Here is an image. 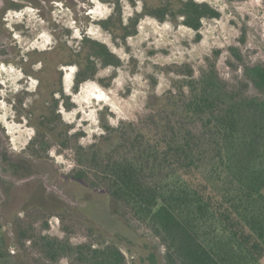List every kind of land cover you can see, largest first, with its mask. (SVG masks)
I'll return each instance as SVG.
<instances>
[{
  "label": "trees",
  "instance_id": "obj_1",
  "mask_svg": "<svg viewBox=\"0 0 264 264\" xmlns=\"http://www.w3.org/2000/svg\"><path fill=\"white\" fill-rule=\"evenodd\" d=\"M219 15L205 1L142 0L141 11L126 22L118 5L97 24L124 42L137 32L139 19L150 16L188 27L198 38L202 21ZM229 54L227 65L241 70L232 83L219 75L216 55L206 58L197 76L187 63L168 67L177 76L172 88L149 95L137 121L103 123V133L89 145L77 143L79 132L68 133L55 99L32 121L34 152L45 153L52 144L70 147L72 179L103 187L111 215L144 223L163 247L162 264H259L264 256V61L245 63L236 46ZM67 56L76 66L73 90L94 78L97 65L121 64L104 43L85 36ZM39 197L25 210L49 214L56 203L41 192ZM32 216L14 221L12 237L0 220V264H57L61 258L127 264L117 242L73 244L68 235L35 232ZM46 226L44 221L41 229ZM148 259L160 264L156 253Z\"/></svg>",
  "mask_w": 264,
  "mask_h": 264
},
{
  "label": "rangeland",
  "instance_id": "obj_2",
  "mask_svg": "<svg viewBox=\"0 0 264 264\" xmlns=\"http://www.w3.org/2000/svg\"><path fill=\"white\" fill-rule=\"evenodd\" d=\"M5 1L0 0V10ZM196 1L208 2L220 13L218 18L202 21L198 38L181 24L143 16L137 32L124 42L114 40L97 21L119 5L126 22L141 11L142 0H18L15 3L21 7L5 11L6 20L0 18V171L16 174L18 179L14 185L6 178L0 182V220L9 237L15 220L33 214L29 219L35 232L68 235L73 244L113 240L127 264H150L152 252L162 264L163 247L144 223L111 215L103 187L91 188L72 179L75 159L70 147L52 144L47 152L37 154L29 142L36 133L34 116L52 99L58 101L57 114L69 126L68 133L79 132L77 143L86 146L103 133V123L116 126L143 116L149 95L172 88L177 76L167 72L168 67L187 63L197 76L206 58L216 55L219 75L232 83L241 70L226 63L233 59L230 46L238 48L245 63L264 61L262 0ZM84 36L104 43L121 64L97 65L94 78L73 90L76 66L67 62L68 49L77 50ZM31 176L40 177L47 189L41 190L42 195L56 203L49 214L25 210L32 190L33 199L40 196L35 182L23 184ZM19 185L23 187L15 192ZM52 191L65 200V208L57 205ZM261 193L264 196V188ZM44 221L47 226L41 229ZM9 244L14 249L13 240ZM57 264H68V260L61 258Z\"/></svg>",
  "mask_w": 264,
  "mask_h": 264
},
{
  "label": "flooded vegetation",
  "instance_id": "obj_3",
  "mask_svg": "<svg viewBox=\"0 0 264 264\" xmlns=\"http://www.w3.org/2000/svg\"><path fill=\"white\" fill-rule=\"evenodd\" d=\"M18 0H6L5 1V3L3 4V8L0 10V18H1V20H6V17H4V13H5V11H7V10H9V9H15V8H19V7H21V4H18V3H15V2H17ZM19 1H23L24 2V0H19ZM16 169H17V171L19 170L17 167H16ZM16 171V172H17ZM15 172V173H16ZM31 174V173H30ZM33 174V173H32ZM2 178H6L7 179V182H9L10 184H12V183H14V181L15 180H18L17 179V175L16 174H9V173H6V172H2V171H0V182L2 181ZM33 182H35V185L38 187V193H39V195H40V192H41V190H47L46 189V187L44 186V184H43V181L40 179V177H38V176H31V178H29V179H27V180H24L23 181V184H30V183H33ZM36 182H38V183H36ZM12 185H14V184H12ZM20 186V187H19ZM17 188H14V191L15 192H20V188H22L23 187V185H19ZM2 189H3V187H2ZM4 190H5V187H4ZM33 191H35V190H32L31 192H30V194H29V196L27 197V200H29V199H33L30 195H31V193L33 192ZM37 192V191H36ZM50 193H52V194H55L56 196H57V198H59L60 200H62L63 202H65V200L64 199H62V198H60L54 191H52V192H50ZM40 197L38 196V198H36V199H33V200H35V201H38V199H39Z\"/></svg>",
  "mask_w": 264,
  "mask_h": 264
},
{
  "label": "crops",
  "instance_id": "obj_4",
  "mask_svg": "<svg viewBox=\"0 0 264 264\" xmlns=\"http://www.w3.org/2000/svg\"><path fill=\"white\" fill-rule=\"evenodd\" d=\"M259 264H264V256L261 258Z\"/></svg>",
  "mask_w": 264,
  "mask_h": 264
},
{
  "label": "water",
  "instance_id": "obj_5",
  "mask_svg": "<svg viewBox=\"0 0 264 264\" xmlns=\"http://www.w3.org/2000/svg\"><path fill=\"white\" fill-rule=\"evenodd\" d=\"M48 187V186H47ZM50 187V186H49ZM50 188H52V189H54L57 193H59L55 188H53V187H50Z\"/></svg>",
  "mask_w": 264,
  "mask_h": 264
}]
</instances>
